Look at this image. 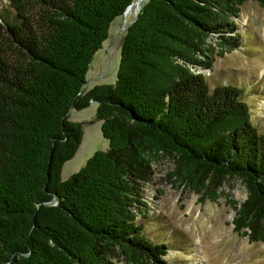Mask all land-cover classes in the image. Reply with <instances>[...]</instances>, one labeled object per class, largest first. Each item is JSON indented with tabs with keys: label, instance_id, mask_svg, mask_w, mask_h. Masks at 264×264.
I'll list each match as a JSON object with an SVG mask.
<instances>
[{
	"label": "trees",
	"instance_id": "1",
	"mask_svg": "<svg viewBox=\"0 0 264 264\" xmlns=\"http://www.w3.org/2000/svg\"><path fill=\"white\" fill-rule=\"evenodd\" d=\"M135 1L9 0L14 17L0 21V264H171L170 244L139 220L140 180L166 154L202 200L206 174L241 178L246 199L228 202L233 229L264 243V133L243 90L211 88L204 72L244 47L235 19L247 0L145 1L125 29L116 81L83 90L112 23ZM93 101L109 149L63 180L84 135L70 112ZM114 248L124 263L109 256Z\"/></svg>",
	"mask_w": 264,
	"mask_h": 264
},
{
	"label": "rangeland",
	"instance_id": "2",
	"mask_svg": "<svg viewBox=\"0 0 264 264\" xmlns=\"http://www.w3.org/2000/svg\"><path fill=\"white\" fill-rule=\"evenodd\" d=\"M136 14L134 5L127 15L112 23L109 38L90 66L86 89L116 81L125 29ZM3 16L14 17L9 0H0V21ZM235 21L243 34L244 47L216 55L211 69L204 72L211 88L231 83L243 90L253 124L264 133V8L247 0ZM96 109L97 103L93 101L86 109L70 112L71 120L82 124L84 135L75 157L63 167V180L80 171L96 151L109 149ZM175 164L176 156L166 154L153 161L150 173L140 180L146 217L139 216V220L145 223V233L151 239L170 244L166 259L171 264H264V243L251 242L233 229L235 210L228 202L246 199L247 190L241 178L206 174L203 181L211 192L202 200V193L185 186L179 174H173ZM213 195L215 200L211 199ZM108 252L114 261L125 262L117 248Z\"/></svg>",
	"mask_w": 264,
	"mask_h": 264
},
{
	"label": "water",
	"instance_id": "3",
	"mask_svg": "<svg viewBox=\"0 0 264 264\" xmlns=\"http://www.w3.org/2000/svg\"><path fill=\"white\" fill-rule=\"evenodd\" d=\"M145 1H147V0H136L135 2H133L127 9H126V11L124 12V15H127V13L129 12V10L134 6V5H136L137 6V14H136V17H135V19L131 22V23H133L135 20H136V18L138 17V14H139V12H140V10H141V8H142V4L145 2ZM130 23V24H131ZM129 24V25H130ZM128 25V26H129ZM127 26V27H128ZM86 86H87V83L83 86V90L86 88Z\"/></svg>",
	"mask_w": 264,
	"mask_h": 264
},
{
	"label": "bare ground",
	"instance_id": "4",
	"mask_svg": "<svg viewBox=\"0 0 264 264\" xmlns=\"http://www.w3.org/2000/svg\"><path fill=\"white\" fill-rule=\"evenodd\" d=\"M130 10H131V9H130ZM130 10H129V12H130ZM129 12H128V13H129ZM128 13H127V14H128Z\"/></svg>",
	"mask_w": 264,
	"mask_h": 264
}]
</instances>
